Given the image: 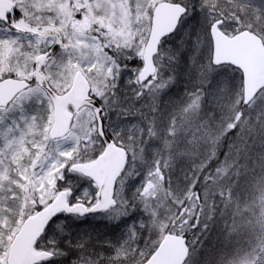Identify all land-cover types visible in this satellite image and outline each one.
Segmentation results:
<instances>
[{
  "label": "snow or ice",
  "instance_id": "snow-or-ice-1",
  "mask_svg": "<svg viewBox=\"0 0 264 264\" xmlns=\"http://www.w3.org/2000/svg\"><path fill=\"white\" fill-rule=\"evenodd\" d=\"M0 264H264V0H0Z\"/></svg>",
  "mask_w": 264,
  "mask_h": 264
},
{
  "label": "bare ground",
  "instance_id": "bare-ground-1",
  "mask_svg": "<svg viewBox=\"0 0 264 264\" xmlns=\"http://www.w3.org/2000/svg\"><path fill=\"white\" fill-rule=\"evenodd\" d=\"M97 228H98L99 230H101V231H104V230H105L104 227H103L102 225H97Z\"/></svg>",
  "mask_w": 264,
  "mask_h": 264
},
{
  "label": "trees",
  "instance_id": "trees-1",
  "mask_svg": "<svg viewBox=\"0 0 264 264\" xmlns=\"http://www.w3.org/2000/svg\"><path fill=\"white\" fill-rule=\"evenodd\" d=\"M97 225H102V224H99V223H97V222H92V225L91 226H95V227H97ZM103 226V225H102Z\"/></svg>",
  "mask_w": 264,
  "mask_h": 264
}]
</instances>
